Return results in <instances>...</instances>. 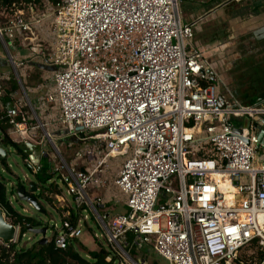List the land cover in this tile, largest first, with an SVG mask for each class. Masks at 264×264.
Instances as JSON below:
<instances>
[{
    "label": "built area",
    "instance_id": "obj_1",
    "mask_svg": "<svg viewBox=\"0 0 264 264\" xmlns=\"http://www.w3.org/2000/svg\"><path fill=\"white\" fill-rule=\"evenodd\" d=\"M180 2L45 0L43 12L0 25V99L11 81L19 90L2 119L13 143L39 153L23 159L35 177L49 162L56 250L80 239L88 213L115 264H146L130 259L129 238L169 264H245V247L264 250V101L243 106L222 95L210 56L191 49L196 24L183 21ZM46 38L47 54L37 46ZM27 65L48 70L51 85L25 88ZM57 144L73 149L71 159ZM14 227L13 243L35 230L21 233L31 229L25 220Z\"/></svg>",
    "mask_w": 264,
    "mask_h": 264
},
{
    "label": "rangeland",
    "instance_id": "obj_2",
    "mask_svg": "<svg viewBox=\"0 0 264 264\" xmlns=\"http://www.w3.org/2000/svg\"><path fill=\"white\" fill-rule=\"evenodd\" d=\"M192 4L193 1L181 0L180 8L182 10V13L185 7L191 6ZM43 7L44 3L42 4V8ZM41 10L42 11L38 13L44 11L43 9ZM0 25H3V23H0ZM250 36L251 35L247 36V40L244 39L242 41L243 43L241 46V50L238 53L239 57L237 58V60L239 58L241 59H239V62L237 63L239 66H241V68L238 70L237 67H234L235 65L233 64V61L235 60V58L233 60V57L230 55V57H227L226 62H224L223 67L221 66L222 70L218 71L217 69V72L219 73L223 81V86L225 88V90H222L221 92L222 95L226 99L239 102L243 106L252 105L261 98L264 99V53H261L260 50L257 51L258 47L255 46L254 48L255 44H252L256 43V41L254 42V39L252 40ZM39 45L40 47L38 49L47 54L51 42L49 38H46L43 43L40 42L37 46ZM0 50L5 54L4 48L1 43ZM13 52L14 51H12L11 54L15 55ZM256 52L259 55L256 56V54H254V56H252V54ZM27 55H29V53ZM243 58L247 59L245 62L246 64L244 63L245 66L242 65ZM5 70L8 71L12 76H14L13 69L12 67H10V65H7V68H5ZM21 71L26 79L25 88L33 90L41 85L44 82V79L48 81L46 87L51 85L50 73L48 72V70L41 69L39 65L36 67H29V65H27L26 67H22ZM10 83L5 86L4 95L12 90L13 86ZM227 90L230 92V94L227 92ZM16 91H19L18 88L15 90V92ZM30 97L32 98V100H35V96L33 94H30ZM57 148L61 153H63L66 158L71 159L73 155V149L69 150L65 146H61L60 144H57ZM6 149L8 151V158L6 160L5 166L0 163V179L5 181L8 191L15 190L16 192L18 189L17 186L20 182L24 183L23 185L25 186L26 190H28L30 184L39 182L37 177H35L28 166L24 164L23 158H21V156H19L13 148L6 147ZM49 154L53 155L55 154V151L53 149H49ZM258 155L260 159L264 160V147H261L258 150ZM10 199L13 207L19 214L25 217H31L40 220L41 222L49 226V229L46 233V238L47 240H50L52 236L51 226H53L55 223L58 226L61 225V219L58 215V208L51 203L44 201L43 199H39L38 201L45 211V214H39L33 207L29 206L28 203L19 201L17 199V195H13ZM112 208H114L116 213L126 212L125 207H123L122 205L114 206ZM88 217V222L84 224L83 234L80 239H78V241H82L83 243H85L89 247V249H94L95 247L99 249L102 246L100 244L102 242L100 241L98 243L93 235L94 233L102 234V232L100 231V227L94 217L89 213ZM40 239L41 236L28 234L22 241V243H19V247L21 249L29 248L33 244L39 242ZM87 246L85 247L87 248ZM103 247L107 249V245ZM132 248L135 249L133 252L130 251ZM127 249L129 250V253H127L129 254L130 259L136 263L145 262L146 264H169L166 260L158 256L149 246H143L141 249H136V247H134L132 243H129ZM79 252L81 255L85 256V252H83L82 250H79Z\"/></svg>",
    "mask_w": 264,
    "mask_h": 264
},
{
    "label": "trees",
    "instance_id": "obj_3",
    "mask_svg": "<svg viewBox=\"0 0 264 264\" xmlns=\"http://www.w3.org/2000/svg\"><path fill=\"white\" fill-rule=\"evenodd\" d=\"M45 0H0V23L8 21L15 13L23 12L25 17H28L32 12L42 11V4ZM51 4H56L60 0H46ZM13 88L6 95L0 99V139L1 145L13 148L21 158L27 157L26 150L22 145L13 143L8 137L9 126L7 121L2 119L4 116L2 107L7 104H12V92L15 91L18 86L15 82L10 83ZM264 100L259 99L255 103L263 102ZM203 155V154H202ZM203 158H209L208 156H202ZM5 163L3 165L5 166ZM44 165L42 173L37 175V179L42 185V189L38 194L35 195L37 200L43 199L44 201L51 203L55 206L54 202L50 200L46 193H50L55 189L44 187L47 182L52 178L49 174V162L46 159L42 160ZM21 186V182L18 187ZM16 195L15 191H8L5 181L0 179V207L4 210L6 215V221L14 226L22 224L25 220L30 225L31 229L22 227L21 233L36 229L42 226V223L31 217H25L19 214L13 205L11 204L10 198ZM77 218L72 219V225L75 226ZM128 241L131 243V239ZM20 239L17 243H12L9 246L0 244V264H115V260L112 259L110 262L107 259L111 256L110 251L106 250L105 247L101 246L98 251L88 250L78 240H73L65 250H56L52 243L46 245H40V242L33 244L29 248L21 249L19 246ZM79 250L85 252V256L81 255ZM135 249L132 248L130 251L133 252ZM129 253V250L127 249ZM240 260L245 264H261L264 260V250L258 245L256 241L252 242L249 246L245 247L241 251Z\"/></svg>",
    "mask_w": 264,
    "mask_h": 264
},
{
    "label": "crops",
    "instance_id": "obj_4",
    "mask_svg": "<svg viewBox=\"0 0 264 264\" xmlns=\"http://www.w3.org/2000/svg\"><path fill=\"white\" fill-rule=\"evenodd\" d=\"M190 1H193V4L185 7L183 13L181 8L180 11L185 23L196 24L191 49L206 52L210 56V62L214 63L217 69L223 67L224 62L230 55L233 60L234 58L237 60L242 41L251 35L250 38L254 39L255 42L257 39L254 33L264 28V0H243L237 4L233 3L236 4L234 7L228 6L224 9L219 8V6L224 5L226 0ZM242 29L247 30L246 36L241 35ZM254 44L256 43L252 45ZM28 53L30 51H22L23 56L27 57ZM5 64V61L0 59V67L5 66ZM81 243L87 246L82 241ZM87 248L89 249L88 246ZM89 250L94 252L99 249L95 247Z\"/></svg>",
    "mask_w": 264,
    "mask_h": 264
},
{
    "label": "water",
    "instance_id": "obj_5",
    "mask_svg": "<svg viewBox=\"0 0 264 264\" xmlns=\"http://www.w3.org/2000/svg\"><path fill=\"white\" fill-rule=\"evenodd\" d=\"M263 32H264V28H261L254 33L257 40L259 41L261 40L260 35ZM263 40H264V36H263ZM248 122L249 120L246 119V124H248ZM260 125L262 127V130L259 135L260 143L257 147L258 149L264 147V122H260ZM26 153L29 155H33L36 158H39V153L34 150L33 145L26 146ZM7 158H8V151L6 148H4L1 145V139H0V163L3 164L4 162H6ZM15 193L19 201L28 203L39 214H45V211L43 210L39 201L35 197V195L38 194V188L36 185L32 184L30 186V191H26L24 187L20 186L18 187ZM31 233L36 236H41V239L39 241L40 245H46L49 243L46 238L47 229L45 227L41 229L32 230ZM15 237H16V228L14 227V225L6 221L5 212L0 207V241H2L5 246H9L14 242Z\"/></svg>",
    "mask_w": 264,
    "mask_h": 264
},
{
    "label": "flooded vegetation",
    "instance_id": "obj_6",
    "mask_svg": "<svg viewBox=\"0 0 264 264\" xmlns=\"http://www.w3.org/2000/svg\"><path fill=\"white\" fill-rule=\"evenodd\" d=\"M239 1H243V0H226V3L224 4V5H220L219 6V8H221V9H224L225 7H228V6H232V7H234ZM233 3H236V4H233ZM241 35L242 36H244V35H246V33H247V30L246 29H242L241 30ZM251 32V31H250ZM263 36H264V32L260 35V38H261V40L259 41V40H256V44L254 45V48H255V46L256 47H258L257 48V51H261V53H264V40H263ZM245 47H246V45H245ZM254 54H256V56L257 55H259L257 52L256 53H253L252 54V56H254ZM239 59H241V58H239ZM239 59L238 60H235L234 62H233V64L235 65H233L234 67H237L238 68V70L241 68V66H239L238 65V63L237 62H239ZM246 60L247 59H245V58H243L242 59V65H244L245 66V62H246ZM245 63V64H244ZM222 70V68H218V71H221ZM219 74V73H218Z\"/></svg>",
    "mask_w": 264,
    "mask_h": 264
},
{
    "label": "bare ground",
    "instance_id": "obj_7",
    "mask_svg": "<svg viewBox=\"0 0 264 264\" xmlns=\"http://www.w3.org/2000/svg\"><path fill=\"white\" fill-rule=\"evenodd\" d=\"M216 179L220 181V176H216ZM222 187H225L226 189L229 188L228 182H225ZM231 192V191H230Z\"/></svg>",
    "mask_w": 264,
    "mask_h": 264
},
{
    "label": "snow or ice",
    "instance_id": "obj_8",
    "mask_svg": "<svg viewBox=\"0 0 264 264\" xmlns=\"http://www.w3.org/2000/svg\"><path fill=\"white\" fill-rule=\"evenodd\" d=\"M229 231H230V232H234V231H235V229H230Z\"/></svg>",
    "mask_w": 264,
    "mask_h": 264
}]
</instances>
